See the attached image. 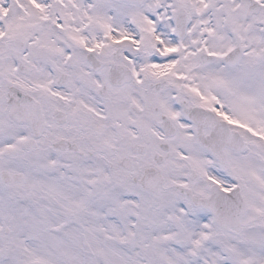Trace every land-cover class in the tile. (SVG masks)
Instances as JSON below:
<instances>
[{"label":"snow or ice","instance_id":"obj_1","mask_svg":"<svg viewBox=\"0 0 264 264\" xmlns=\"http://www.w3.org/2000/svg\"><path fill=\"white\" fill-rule=\"evenodd\" d=\"M0 264H264V0H0Z\"/></svg>","mask_w":264,"mask_h":264}]
</instances>
